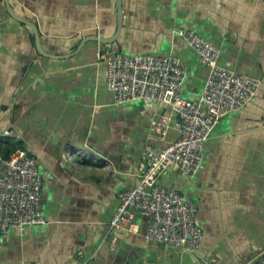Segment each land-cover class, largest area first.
Returning <instances> with one entry per match:
<instances>
[{"label":"crops","instance_id":"1","mask_svg":"<svg viewBox=\"0 0 264 264\" xmlns=\"http://www.w3.org/2000/svg\"><path fill=\"white\" fill-rule=\"evenodd\" d=\"M8 1L36 26L41 54L0 0V153L22 148L37 159L48 223L0 235V264H264V0H122L117 40L77 53L82 38H113L117 0ZM184 29L216 46L222 66L260 82L215 127L192 178L173 167L160 177L197 206L194 253L145 239L151 218L139 212L131 230L109 228L118 194L138 184L148 152L178 130L170 106L114 104L98 57L174 55L185 70L182 97L196 101L207 68ZM160 115L169 118L165 131L153 130Z\"/></svg>","mask_w":264,"mask_h":264},{"label":"built area","instance_id":"2","mask_svg":"<svg viewBox=\"0 0 264 264\" xmlns=\"http://www.w3.org/2000/svg\"><path fill=\"white\" fill-rule=\"evenodd\" d=\"M180 36L207 68L202 95L196 101L182 97L185 70L174 55H103L105 80L116 105L150 101L170 106L177 118L178 137L160 152H148L149 164L137 185L118 194V206L109 221L112 231L131 230L134 213L151 218L143 235L152 243L194 253L202 231L196 224L197 206L173 188L160 183L162 173L176 168L190 179L202 164L203 145L229 113L244 107L254 96L259 80L220 64V50L191 29ZM153 130H166L169 118L160 115ZM0 175V235L12 229L48 223L42 208V175L37 159L22 148L4 158ZM116 245L112 238L110 248ZM211 264H218L213 260Z\"/></svg>","mask_w":264,"mask_h":264},{"label":"water","instance_id":"3","mask_svg":"<svg viewBox=\"0 0 264 264\" xmlns=\"http://www.w3.org/2000/svg\"><path fill=\"white\" fill-rule=\"evenodd\" d=\"M1 1L5 4L8 14L13 19H15L18 22L23 23L24 25H26L28 28H30L32 30L33 36H34V44H35L36 51L39 54H41V49H40V44H39V34H38L36 26L26 19L17 17L13 13L8 0H1ZM122 23H123L122 0H117V3H116V30H115V33L113 35V38L104 39V38H99L98 36H89V37L82 38L79 41V43L76 45L75 53H77L83 46H85L89 42H95V43L102 44V45L113 44L118 38V35H119L121 27H122ZM42 55L45 56V54H43V53H42ZM115 55L116 54H113L112 56H115Z\"/></svg>","mask_w":264,"mask_h":264},{"label":"trees","instance_id":"4","mask_svg":"<svg viewBox=\"0 0 264 264\" xmlns=\"http://www.w3.org/2000/svg\"><path fill=\"white\" fill-rule=\"evenodd\" d=\"M9 153H10V152H8L6 155L4 154V157H5V158L8 157Z\"/></svg>","mask_w":264,"mask_h":264}]
</instances>
